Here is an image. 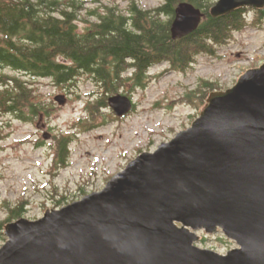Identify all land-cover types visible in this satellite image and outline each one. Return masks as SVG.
<instances>
[{"label":"water","instance_id":"obj_1","mask_svg":"<svg viewBox=\"0 0 264 264\" xmlns=\"http://www.w3.org/2000/svg\"><path fill=\"white\" fill-rule=\"evenodd\" d=\"M240 8L262 10L264 0H219L211 15ZM204 16L180 3L172 38L196 32ZM108 103L119 118L134 107L122 94ZM202 231L237 247L202 249ZM5 235L0 264H264V64L213 92L190 128L141 153L102 191L13 222Z\"/></svg>","mask_w":264,"mask_h":264},{"label":"rangeland","instance_id":"obj_2","mask_svg":"<svg viewBox=\"0 0 264 264\" xmlns=\"http://www.w3.org/2000/svg\"><path fill=\"white\" fill-rule=\"evenodd\" d=\"M85 1L90 12L99 13L114 6L126 13L131 2ZM137 1L147 10L163 3L162 0ZM247 17L250 25L236 32L228 45L220 47L217 56H198L187 72H171L168 64L154 67L151 70L154 78L146 89L127 84L134 108L122 118L109 107L94 122L87 123V103L96 91L88 76L78 79L76 86H57L49 79L35 83L36 99L51 105L48 116L24 122L0 114L3 128L0 133V222L7 217L5 204L15 207L26 203L23 218L37 220L49 210L60 209L56 203L63 198L62 207L100 192L141 153L154 152L162 143L170 142L190 128L206 106L196 100L194 104L188 103V91L207 80L218 84L221 90L216 92H225L245 72L264 64V21L261 25L254 24L256 10ZM95 21L96 17L84 13L78 27L83 30ZM8 72L16 73L10 69ZM59 96L66 97L64 104L56 102ZM90 126L95 127L90 129ZM61 136L72 138L65 168L58 161L57 139ZM199 236L198 247L222 255L237 247L221 231L214 235L202 231ZM4 244L0 242V247Z\"/></svg>","mask_w":264,"mask_h":264},{"label":"trees","instance_id":"obj_3","mask_svg":"<svg viewBox=\"0 0 264 264\" xmlns=\"http://www.w3.org/2000/svg\"><path fill=\"white\" fill-rule=\"evenodd\" d=\"M162 1L147 10L131 0L126 13L118 6L99 13L90 12L85 0H0V114L24 122L48 116L51 105L36 99L35 83L49 79L57 86H76L78 79L88 76L96 91L87 103V123L94 122L103 115L102 110L109 108L110 97L123 92L131 98L127 84L146 89L154 78V67L168 64L171 72H187L198 56H217L220 47L250 25L248 13L256 10L240 8L214 18L211 10L219 0ZM183 2L205 16L196 32L174 40L171 26L175 10ZM84 13L96 17V21L80 30L78 21ZM256 13L254 24L261 25L264 9ZM9 69L16 73L12 75ZM218 90V84L204 80L187 92L186 101H201L205 107L210 95ZM71 139H57L58 161L64 168L70 159ZM64 200L56 206L62 207ZM25 204H5L7 217L0 222L1 243L7 241L6 227L23 218Z\"/></svg>","mask_w":264,"mask_h":264}]
</instances>
